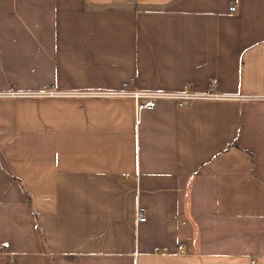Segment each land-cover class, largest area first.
Wrapping results in <instances>:
<instances>
[{"label":"crops","instance_id":"obj_1","mask_svg":"<svg viewBox=\"0 0 264 264\" xmlns=\"http://www.w3.org/2000/svg\"><path fill=\"white\" fill-rule=\"evenodd\" d=\"M9 88L0 264H264V0H0Z\"/></svg>","mask_w":264,"mask_h":264},{"label":"built area","instance_id":"obj_2","mask_svg":"<svg viewBox=\"0 0 264 264\" xmlns=\"http://www.w3.org/2000/svg\"><path fill=\"white\" fill-rule=\"evenodd\" d=\"M237 6L231 5L229 7L230 12L236 11ZM125 87H127V83L124 84ZM214 86V84H213ZM104 96H129L133 97L134 100L137 103V109L147 108V107H153L154 100L156 99H162V98H171L175 99L179 106H187L190 104L191 101L197 100V99H216L220 97H224V95H220L219 93H216L214 91L209 92H203V93H197L192 92L190 90L185 89L184 91H181L179 93H168L164 91H138V90H117V91H109L105 93H97ZM37 96V97H59L63 95V92L58 91L54 88H44L39 91L34 92H24V91H18L13 88L2 90L0 89V98H10V97H21V96ZM252 98H264V95H260L258 97H252ZM138 220H144L145 217L142 214L137 215ZM4 247H8V243L3 244ZM181 251V247H178Z\"/></svg>","mask_w":264,"mask_h":264}]
</instances>
